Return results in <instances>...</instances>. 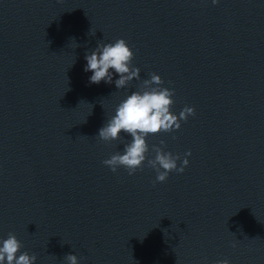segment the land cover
<instances>
[{
  "label": "water",
  "instance_id": "water-1",
  "mask_svg": "<svg viewBox=\"0 0 264 264\" xmlns=\"http://www.w3.org/2000/svg\"><path fill=\"white\" fill-rule=\"evenodd\" d=\"M121 38L140 79L90 83L86 52ZM149 73L173 114L195 112L146 137L147 159L156 145L188 160L164 182L147 159L112 172L102 162L131 137H98ZM8 233L35 264H264V0H0Z\"/></svg>",
  "mask_w": 264,
  "mask_h": 264
},
{
  "label": "clouds",
  "instance_id": "clouds-1",
  "mask_svg": "<svg viewBox=\"0 0 264 264\" xmlns=\"http://www.w3.org/2000/svg\"><path fill=\"white\" fill-rule=\"evenodd\" d=\"M215 5L217 0H212ZM134 53L124 39L112 43H97V46L86 52L85 72H91L89 82L99 84L113 83V75L119 78L114 83L117 89L125 87L134 78L139 80V69L132 67ZM150 79L141 82L139 90L132 92L122 100L115 109V114L98 130V137L110 142L122 140L121 133L131 137L130 142L123 143L122 153L117 151L102 163L112 172L123 167L129 175L144 166L149 152L146 137L161 132H173L180 128V121H186L188 116L195 115L194 108L185 106L178 114L170 109L174 101V89L161 87L163 81L155 73H149ZM175 138V137H173ZM163 145V141L160 142ZM154 158L147 159V166L156 171V182H164L170 172L182 173L188 160H181L179 155L163 151L161 147L152 146ZM190 152L185 153V156ZM235 247V243L232 245ZM22 244L13 233H8L6 239L0 240V264H35L36 255L20 252ZM19 252V255H17ZM67 264H78L77 256L69 253L64 256ZM214 264H229L227 259L215 261Z\"/></svg>",
  "mask_w": 264,
  "mask_h": 264
}]
</instances>
